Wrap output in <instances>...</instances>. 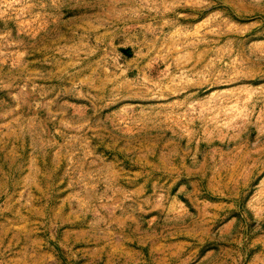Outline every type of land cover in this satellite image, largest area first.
<instances>
[{
    "label": "rangeland",
    "instance_id": "374dc122",
    "mask_svg": "<svg viewBox=\"0 0 264 264\" xmlns=\"http://www.w3.org/2000/svg\"><path fill=\"white\" fill-rule=\"evenodd\" d=\"M0 264H264V0H0Z\"/></svg>",
    "mask_w": 264,
    "mask_h": 264
}]
</instances>
